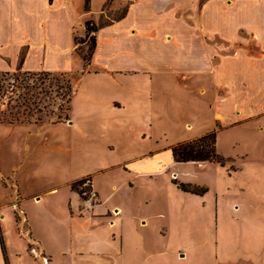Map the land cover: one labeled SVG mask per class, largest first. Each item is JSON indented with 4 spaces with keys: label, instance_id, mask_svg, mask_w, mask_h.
Masks as SVG:
<instances>
[{
    "label": "rangeland",
    "instance_id": "1",
    "mask_svg": "<svg viewBox=\"0 0 264 264\" xmlns=\"http://www.w3.org/2000/svg\"><path fill=\"white\" fill-rule=\"evenodd\" d=\"M103 1L93 0L92 11L87 14L83 11L84 1L73 0L77 24L73 30L76 54L70 69L0 73V229L13 225L17 237L27 246L26 251L40 264H56V257L61 258L59 264H222L227 258L217 254L215 213L212 211L217 194L227 199L240 197L248 214L256 221L253 228L263 229L264 131L260 130V123L263 128L264 80L260 77V84L250 93L251 79L246 78L245 93L239 94V100L236 92L221 86L219 78L206 74L207 68L198 69L197 76L201 77H197L195 83L196 78L182 80V86L192 90L187 94L195 96L199 108L204 109L206 104L221 107L227 100L230 102L228 113L235 122L243 125L229 129L225 123L227 119L218 114H215L213 124L206 123L207 116L201 108L198 109L201 118L196 119L197 124L187 118L182 124L176 123L177 127L171 126L173 123L170 124L172 120L169 119H163L162 123L157 117L142 121L147 111L146 101L138 102L136 107L139 108L127 105L118 110L107 109L118 82L114 86L113 78L108 75L97 77L100 73L95 66L109 62L106 58L109 42L106 40L111 32L106 29L99 35L104 46L96 64L93 57L91 59L92 36L96 33L86 37L85 23L91 21L97 28L108 25L119 19L129 5L122 0H107L102 6ZM206 1L202 0L200 4L202 10ZM220 1L231 5L237 4L238 0ZM82 22L83 29L79 27ZM156 31L161 32L160 29ZM229 31L231 37H238V30L231 28ZM218 34L219 30L211 34L206 29L199 30L198 34L213 41L216 54L203 43L192 48L202 56L214 54L218 61L222 47L230 54L235 53L236 45H222ZM253 35L249 30L240 33L244 37L243 43L249 46L248 51L255 52L249 44L254 40ZM171 36L169 33L163 35L164 39ZM86 73L89 77L80 80ZM207 80L213 82L208 85L210 93H206ZM147 89L139 92L140 95L155 90L150 88V92H146ZM157 94L160 93L153 94L155 101ZM90 102H101L105 114L101 115ZM174 103L170 102L171 105ZM241 111L245 113L241 114ZM185 114L182 111L180 117ZM255 117L261 118L253 120ZM191 124L194 126L191 132L201 127L200 130L208 128L216 133L217 151L227 159L225 166L209 162L201 166L198 162H177L179 165L172 163L169 166L172 156L168 149L186 138V131L193 127ZM166 133L160 141L156 140ZM147 151L150 153L137 160L156 155L154 160L134 162L138 154ZM163 163L168 165L164 173H152ZM138 172L141 174H136ZM75 182H80V191L97 195L96 205L88 208L85 195L77 193L80 208L76 215L85 217L98 210L107 213L109 220L119 217L123 230V251L119 255H64L70 246L66 232L65 236L57 234L64 239L63 243H57L55 234L50 248L39 247L31 232L24 203H38L41 198L50 200L48 203L60 218L65 213V200L69 194L66 187ZM182 183L192 184L198 191L207 189V192L204 195L185 192L179 188ZM115 206L122 208L118 216L113 212ZM7 208L12 213L13 224L3 214ZM143 218L147 221L145 226L141 222ZM2 240L1 235L0 242Z\"/></svg>",
    "mask_w": 264,
    "mask_h": 264
},
{
    "label": "crops",
    "instance_id": "2",
    "mask_svg": "<svg viewBox=\"0 0 264 264\" xmlns=\"http://www.w3.org/2000/svg\"><path fill=\"white\" fill-rule=\"evenodd\" d=\"M83 1L84 13L90 14L93 0H90L89 11L85 9V0ZM106 1H103L102 6ZM122 1L129 5L122 16L108 25L100 26L95 35L97 46L93 54V62L98 64L99 52L104 46L100 42L99 35L106 29L111 32L109 39L106 40L109 42L107 49L109 54L106 53L109 62L105 65L99 64L101 67L95 66L100 73L97 77L108 75L113 78L111 81L113 85L118 82L117 86L114 85L116 92L111 95L112 101L107 109L118 110L127 105L139 108L136 107L138 102L146 101L147 111L142 116V121L146 119L150 121L157 117L162 123L163 119H169L172 120L170 124L173 123L171 126L177 127L176 123L182 124L187 118H191V121L193 119L194 124H197L196 119L201 118L198 109L202 106L199 108L195 96L187 94L192 90L188 89V86H182V80L192 81L196 78L195 83L201 77V75L197 76L199 68H207L208 70H204L206 74L219 78L222 87L229 92L237 93V99L241 92L245 93L246 78L251 79L250 93L260 84V77L264 80L262 52L264 0H238L237 4L231 5L220 0H208L203 10L200 7L202 0ZM72 3L73 0H53L52 3L50 0H0V73L16 71L23 50H25L23 71L70 69L71 61L76 54L73 30L77 25ZM83 22L79 25L82 29ZM231 28L238 30V37L230 36ZM157 29L161 32H157ZM205 29L211 34L214 30H219L221 44L236 45L235 53L230 54L222 47V52L218 54L219 61L218 58L215 60L213 41L198 36L199 30ZM243 30L254 33V40L249 44L253 46L255 52L248 51L249 46L246 42L243 43L244 37L240 36ZM165 33L172 35L170 39H164ZM201 43L206 44L214 54L202 56L196 53L192 46ZM227 50L230 48L227 47ZM89 75L86 73L80 80H86ZM208 85H213V82L206 81V93L211 92ZM144 87L155 88L156 92L147 89L146 92L150 93L140 95L139 92H144L146 89ZM154 93H160L157 94L156 101V96L153 97ZM169 100L178 104L171 105L172 101ZM100 103L90 102L101 115H104V107ZM230 105L228 100L225 105L222 103L221 107H211L206 104L204 109L201 108L207 116L206 123L213 124L214 116L218 114L227 119L225 121L227 129L242 126L243 124L239 125V121L235 122L232 114L228 113ZM253 108L256 109L255 106ZM182 111L186 113L183 118L180 117ZM243 113L245 112L241 111V114ZM260 118L255 117L253 120ZM73 125L74 122L71 126ZM261 126H263L262 122L260 130L264 131V127ZM200 128H197L196 132H191L193 126L191 130L186 131V138L178 143L199 138L210 132L208 128L205 131ZM164 135L167 133L160 135L156 140L160 141L161 136ZM178 143H173L172 147ZM172 147L168 149L172 156L169 166L172 163L178 164L173 159ZM147 153L150 152L138 154L134 162L155 159L156 155L137 160ZM202 164L199 163V166ZM167 167L168 165L163 163L152 173L162 174ZM70 185L71 183L66 187L69 194L65 200L67 202L65 213L60 218L48 203L50 200H43L40 197L38 203L33 201L24 203L31 232L39 247L50 248L53 245L51 239L55 234L57 243H63L64 239L57 237V234L63 236L66 232L70 246L64 255L94 253L106 257L119 255L123 251V230L119 217H112L109 220L107 213L98 210L88 213L85 217L76 215L80 206L77 202V193ZM223 196L217 194L212 208L216 222L217 254H220L221 258H227L222 264H264V223L263 229L253 228L256 221L248 214L245 203L240 197L227 199ZM113 209L114 213H121L122 210L119 206ZM3 214L12 222L9 208L4 209ZM141 222L145 226L146 218L141 219ZM63 226L66 228L64 229ZM1 235L3 240L0 242V264H40L26 251L27 246L17 237L13 225L3 226L0 229ZM220 246L226 248H219ZM17 256L21 260H17ZM56 259L55 263L59 264L61 258L56 257Z\"/></svg>",
    "mask_w": 264,
    "mask_h": 264
},
{
    "label": "trees",
    "instance_id": "3",
    "mask_svg": "<svg viewBox=\"0 0 264 264\" xmlns=\"http://www.w3.org/2000/svg\"><path fill=\"white\" fill-rule=\"evenodd\" d=\"M53 0H50L52 3ZM85 9L87 11L90 10V0H85ZM99 30L93 22L87 21L85 23V36L88 37L92 33H96ZM97 46L96 36H92V54L95 52ZM24 63V55L21 54V59L19 62V67L17 70H22ZM29 73V72H28ZM217 135L214 131H211L204 136L189 141L178 143L172 147V155L175 162L178 163H188V162H198V163H215L221 166H225L227 163V159L221 156L217 151ZM80 182H75L71 184V189L78 193L79 195L83 194V191H80L78 186ZM179 188H181L185 192L196 193L198 195H204L207 192V189H202L200 191L195 190L192 184H180Z\"/></svg>",
    "mask_w": 264,
    "mask_h": 264
},
{
    "label": "built area",
    "instance_id": "4",
    "mask_svg": "<svg viewBox=\"0 0 264 264\" xmlns=\"http://www.w3.org/2000/svg\"><path fill=\"white\" fill-rule=\"evenodd\" d=\"M91 193V195H90ZM88 193V191H84L83 195H85V205L88 208H92L94 205H96V193L95 192H90Z\"/></svg>",
    "mask_w": 264,
    "mask_h": 264
},
{
    "label": "bare ground",
    "instance_id": "5",
    "mask_svg": "<svg viewBox=\"0 0 264 264\" xmlns=\"http://www.w3.org/2000/svg\"><path fill=\"white\" fill-rule=\"evenodd\" d=\"M118 213H116V215H117Z\"/></svg>",
    "mask_w": 264,
    "mask_h": 264
}]
</instances>
